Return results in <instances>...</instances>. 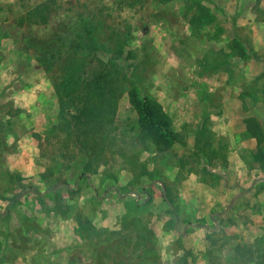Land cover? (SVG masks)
I'll return each mask as SVG.
<instances>
[{
  "label": "rangeland",
  "instance_id": "1",
  "mask_svg": "<svg viewBox=\"0 0 264 264\" xmlns=\"http://www.w3.org/2000/svg\"><path fill=\"white\" fill-rule=\"evenodd\" d=\"M107 69L85 126L62 80ZM0 196V264H264V0H0Z\"/></svg>",
  "mask_w": 264,
  "mask_h": 264
},
{
  "label": "trees",
  "instance_id": "2",
  "mask_svg": "<svg viewBox=\"0 0 264 264\" xmlns=\"http://www.w3.org/2000/svg\"><path fill=\"white\" fill-rule=\"evenodd\" d=\"M84 31L90 32L88 26H84ZM235 43V47L243 58L257 59L256 55L246 46L238 42ZM112 73L111 70H104V72L97 74L93 79L86 82L76 70H71L67 72L66 77L62 80V93L70 99L78 98L79 103L83 104L77 120L85 126H89L93 121H102V109L106 95H112L116 92V81ZM130 83L127 91L129 103L138 116L139 126L146 138L161 151L178 143V134L173 130L172 121L163 111L162 106L152 96L142 94L135 81H130ZM83 94H86L85 98H83ZM95 96H97L96 102L94 101ZM256 130L259 131L260 129L256 127ZM18 186L21 187V192L31 189L21 184H18ZM163 192V196L167 200V190L163 189ZM0 199L4 198L0 196ZM14 200L13 198L7 199L9 203ZM0 218H4V213H0Z\"/></svg>",
  "mask_w": 264,
  "mask_h": 264
}]
</instances>
